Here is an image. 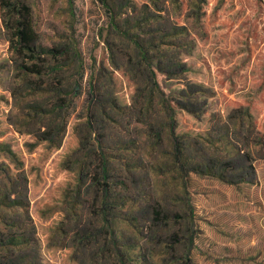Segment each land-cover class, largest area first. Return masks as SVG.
<instances>
[{"label":"rangeland","instance_id":"obj_1","mask_svg":"<svg viewBox=\"0 0 264 264\" xmlns=\"http://www.w3.org/2000/svg\"><path fill=\"white\" fill-rule=\"evenodd\" d=\"M26 1L32 6L40 45L36 50L38 60L33 62L39 65L46 61L48 69L53 61L47 51L57 47L67 49L73 63L65 67L60 63L58 73L42 78L48 84L53 79L61 81L64 93L54 96L47 90H35L32 84L41 78L25 75L19 68L23 59L9 51L10 43L0 24V141L7 145L0 152V256H8V250L13 253L12 259L3 264H78L69 245L79 206L74 209L70 200L77 184L75 161L80 156L77 148L88 82L100 66L114 70L108 42L116 45L115 64L122 68L126 65L124 52L132 44L123 35L122 42L119 35L108 37L109 14L98 0ZM113 1L120 22L130 20L133 26L135 19H151L149 24L142 23L141 31L130 29L132 34H139L140 41L153 39L160 49L181 53L189 71L174 81L184 83L186 77L214 91L207 98L206 116L210 115V121L178 111L176 133L209 134L213 141L220 136L229 137L231 142L237 140L241 155L233 160L240 171L248 166L242 153L252 158L249 163L254 171L246 172V182L230 183L229 177L226 183L191 174L195 181L188 195L194 210L188 222L197 233L192 250L194 263L264 264V144L254 145L255 125L264 126V101L260 107L256 104L260 91L264 93V87L259 86L263 85L259 77L264 76V54L259 57L264 45V0H240L243 22L229 37L219 35L216 9L210 3L201 7L202 14L197 18L194 0ZM214 1L226 5L224 15L229 13V4ZM115 79L118 103H131L133 81L121 71H115ZM73 82L79 85L76 93L69 86ZM63 97L72 100L64 110L53 115L39 112V108L47 110ZM230 98L249 105L254 127L244 120L245 127L250 128L245 138L234 125L239 122V113L226 105ZM35 113L38 116L31 118ZM114 130L119 133L118 127ZM47 133L52 137H43ZM137 152L136 157L148 168L158 163L157 155L153 154L154 160L150 154L146 156V149ZM218 153L229 157L228 150ZM164 177L170 179L154 172L151 177L158 198L162 189L158 182ZM179 205L175 200H166L172 212L178 211ZM14 233L23 235L24 245L10 244L9 236Z\"/></svg>","mask_w":264,"mask_h":264},{"label":"trees","instance_id":"obj_2","mask_svg":"<svg viewBox=\"0 0 264 264\" xmlns=\"http://www.w3.org/2000/svg\"><path fill=\"white\" fill-rule=\"evenodd\" d=\"M98 1L109 14L108 37L110 34L119 35L117 38L122 42L125 36L132 48L128 46L125 50L126 65L122 68L115 64L116 45L108 42L114 70L100 66L88 82L77 148L80 156L75 161L77 184L70 200L74 209L79 206L69 245L72 258L78 264H195L192 250L197 233L194 225L188 222L194 210L188 195L195 181L191 174L213 177L226 183H229V177H232L230 183L246 182V172L254 171L249 163L252 158L242 153L241 158L248 166L240 171L233 160L241 152L237 140L231 142L229 137L220 136L213 141L209 134L202 137L176 133L178 111H185L200 121L210 117L206 116L208 97H212L214 91L192 83L186 77L184 83L174 81L189 71L179 56L181 53L162 50L153 39L140 41L139 34L130 32L132 28L141 31L142 23L149 24L151 19H135L134 25L130 26V20L118 21L117 4L113 0ZM194 1L197 18L202 14L203 5L210 3L209 6L216 9L219 35L229 37L234 27L243 22L240 0H223L227 6L229 4L227 15L223 14L226 5H220L218 1ZM0 24L7 34L9 51L23 59L19 68L25 75L41 78L32 87L52 92L54 96L64 93L61 81L53 79L48 84L42 78L58 73L57 70L62 68L60 63L64 67L73 63V56L65 51L67 49L56 47L47 51L53 61L48 62V69L44 65L46 61L39 65L33 62L38 60L36 50L40 45L31 4L26 0H0ZM260 51L259 57L264 54V45ZM74 68L77 69V65ZM115 71H121L135 85L129 104L117 101ZM259 79L263 82L259 86L264 87V76ZM69 86L74 93L79 89L76 82ZM64 98L55 101L47 110L39 108V112L53 115L64 110L72 101ZM258 99L256 104L260 107L264 101L262 91ZM226 105L239 113V122H234V125L240 128L245 138V132L248 133L250 128L245 127L244 120L248 119L249 126L254 127L249 105L233 98L228 99ZM36 116L38 113L31 118ZM114 127H118L119 133ZM263 135L264 126L255 125L254 145L264 144ZM45 136L52 137L50 133ZM140 138L144 139L140 141ZM223 141L225 145H222ZM5 147L7 145L0 141V152ZM138 149H146V156L150 154L152 160L153 154L157 155L158 163H152L148 168L144 160L136 157ZM224 149L229 152L227 159L218 155ZM153 172L170 177L158 182L162 187L159 198L151 179ZM168 198L180 204L178 211L172 212L166 207ZM9 237L11 245H24L22 234L14 233ZM10 251L6 257L0 256V264L12 259Z\"/></svg>","mask_w":264,"mask_h":264}]
</instances>
